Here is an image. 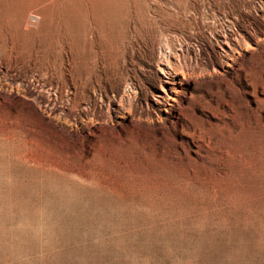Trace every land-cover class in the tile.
<instances>
[{"label":"rangeland","instance_id":"rangeland-1","mask_svg":"<svg viewBox=\"0 0 264 264\" xmlns=\"http://www.w3.org/2000/svg\"><path fill=\"white\" fill-rule=\"evenodd\" d=\"M261 5L0 0V264H264L263 112L225 116L216 102L201 112L194 97L183 120L123 135L106 127L76 143L22 86L10 95L13 76H38L33 66L52 70L40 90L62 102L56 75L98 74L108 84L122 64L128 84L152 101L156 60L213 55L219 35L248 24ZM243 68L261 83L264 56L247 54ZM213 87L198 86L221 101Z\"/></svg>","mask_w":264,"mask_h":264},{"label":"bare ground","instance_id":"bare-ground-1","mask_svg":"<svg viewBox=\"0 0 264 264\" xmlns=\"http://www.w3.org/2000/svg\"><path fill=\"white\" fill-rule=\"evenodd\" d=\"M248 21L240 29L232 28L219 35L218 49L213 55L203 56L202 50L197 49L192 51L189 59L176 54L156 60L157 80L152 101L146 94L138 96L135 85L132 82L128 84L122 64H117L111 75L113 81L108 84L103 83L100 74H87L85 81L80 79L77 82L71 78L66 81L61 75H56V88L62 102L57 97L43 95L40 90L44 86V75L52 70L33 66L29 72L38 71V76L33 74L29 77L27 73L13 76L10 95L20 97L22 86V97L30 101L37 113L57 132L76 143L83 139L93 142L106 127L123 135L139 123L154 125L183 120L184 109L190 107L194 97L200 101L197 109L201 112H211V105L216 102L224 107L225 116L245 113L251 117L264 113V99L259 96L264 91V71L261 83H257L248 79L250 71L243 68L247 54L250 57L255 53L264 56L263 5L250 15ZM128 50L132 52L135 49L131 47ZM128 55L132 57L133 53ZM10 66L6 61V69ZM18 66L19 63L13 64L14 68ZM87 80L90 84L85 86ZM201 84H212L214 92L221 91V101H217L216 96L214 99L209 88L199 91ZM6 96L7 93L0 90V97L4 99ZM152 109L154 113L150 112Z\"/></svg>","mask_w":264,"mask_h":264}]
</instances>
